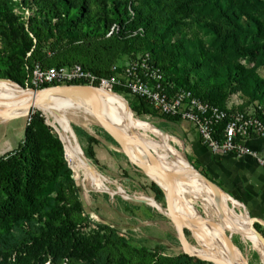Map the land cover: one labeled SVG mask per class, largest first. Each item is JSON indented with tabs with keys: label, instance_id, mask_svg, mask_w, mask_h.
<instances>
[{
	"label": "rangeland",
	"instance_id": "374dc122",
	"mask_svg": "<svg viewBox=\"0 0 264 264\" xmlns=\"http://www.w3.org/2000/svg\"><path fill=\"white\" fill-rule=\"evenodd\" d=\"M68 1L73 6H79L81 2L84 5L83 13L72 30V34L79 37L78 43L84 40L87 41L89 38V41H91V38L95 37L91 34H85V29L81 24L86 22H89L93 29H98L99 36L97 38L106 41L107 26L114 21L112 15L114 7L121 9L125 5L126 12L130 15L131 9L140 10L144 16L149 12L147 4L149 0ZM172 3V0H163L162 16L170 11ZM48 11L61 13L56 0H0V75L7 73L6 76L3 75L5 78H0L1 80H8L17 88L25 89V84L29 81L27 77L29 63L38 54L45 55L47 59H50L48 62L58 66L60 65L59 61L67 62L62 65L71 62L83 64L85 57H88L91 62L86 64H93L95 67L106 69L111 64L122 65L131 53L141 54L148 50L155 55L156 60L163 62L166 57L162 50V41L167 43V47L172 44L176 37L183 40V42L188 41L192 46L198 41L204 49H210L211 36L200 28L193 18H187L181 20L179 28L173 36L164 40L158 36L153 37L152 33L147 32L145 38L141 41H132L131 47L126 45L120 47V43H112L110 46L104 45V48L100 46V50H98L93 44L89 46L86 44V50L81 51L85 55H81L75 49L67 46L64 35L61 33L62 27H56L55 22L49 18ZM252 14L260 16L262 20L264 19V10L252 12ZM207 19L199 18L198 21L202 22ZM7 20L10 22L8 23ZM156 22L157 19L154 20V23ZM132 32H127L126 38L132 37ZM29 40L31 41L30 50L23 53V44ZM248 42V39L237 38L240 47L245 46ZM33 50L35 55L31 53ZM191 50H193V47H190L188 51ZM238 65H243V60H238ZM181 67L185 69L184 76L188 83L194 85L196 91H204L201 89L206 86L209 97L218 104L243 109L252 106L250 104L252 102L248 101L249 91L242 86V82H226L222 76H216L215 79L210 76L204 79L202 77V66L197 71L192 70V66L188 63H181ZM244 67H246V64H244ZM200 84L204 86H200ZM12 92L9 89L0 87L1 98ZM119 96L124 101L120 107L112 106L109 100L100 97L97 98L99 100L97 101L100 105L103 103L102 105L105 107L102 105L97 107L99 109L105 108L111 114L128 122H133L135 125H146L153 131L147 137L154 142H159V139L153 133L161 130L168 137L167 144L183 160L185 159L184 161L193 173L197 177V173L202 174L189 158L182 141L175 136V134H179L181 128L187 126L186 123L165 124L166 120L153 113L151 109L148 110L147 114L137 112V101L134 98L124 94ZM64 104L76 111L72 113L71 118L67 119V123L73 129L71 146L75 148L82 159L86 157L99 175L104 178H100V180L105 188L90 184L87 178L88 170L83 162L79 163V172L75 177L64 144L60 140L63 145L64 160L68 161L65 160L68 167L61 163L57 156V146L50 142V137L53 138L55 134L57 135L52 125L60 130L59 120L55 117L37 108H30L27 112L22 107L17 108L20 109L17 112L0 119V122H3L0 123V148L15 149L22 139L23 130H27V134L31 137L34 135L35 140L37 139L36 141L39 143L40 166L46 171L45 177L47 178L46 181L40 184L41 210L30 217L29 223L22 226L24 233L29 235V241L23 243L15 252L1 251L0 264H11L15 255L22 258L23 264H168L171 258L181 254L182 249L176 228L169 221L171 215L175 218L173 212L164 209L169 218L164 216L151 205V201L157 205L151 194L143 193L138 189V185L150 183L151 178L145 174L147 178L128 163L123 153L133 163V158L137 161L138 159L136 157L131 159L129 157L131 155L123 150L93 119H90L88 124L84 126L79 116V112L82 113L83 108L69 101L64 102ZM34 116L41 120V125L27 126L29 121L26 122V119ZM7 119L10 120L4 122ZM75 129H80L86 135L98 141L97 145H91L94 159L87 156L86 147L88 144L85 138L78 134ZM141 148L146 153L147 148L142 145ZM13 158V153L1 158L0 169H4L6 164L10 165ZM168 159L170 160L169 156ZM151 163L177 184L183 182L178 173L168 171L166 168L161 167L159 163L156 164L153 161ZM65 167L70 171L69 177H67ZM69 179L73 183L69 182ZM118 188L127 195L132 196V201L123 199L117 193ZM186 188L188 193L185 191L178 192L186 196L178 195L179 199L174 197V200L191 227L188 228L182 225L180 220L176 221L175 219V221L180 226L187 227L191 232V236L187 231L185 234L187 242L192 248L187 247L185 250L192 253L189 250L196 251V248L199 249L202 243L197 235L201 232L197 228L195 219L203 222L200 211L204 203L202 201L204 196L199 193L196 197L194 188L190 183ZM220 194L225 196L224 199L227 202L228 209L225 208L223 198L218 199L213 195L210 199L214 204L213 209L217 213L218 225L223 234L229 235L232 243V247L229 246L231 262L233 264H245V262L248 264H264L263 250L258 243L255 245L254 241L251 240V238L255 239L248 227L249 221L247 219L251 218L240 204L227 196L222 190H220ZM83 195L88 198L87 203L83 202ZM183 201L190 207L191 213L183 207ZM156 202L164 206V197ZM217 207H221L220 210ZM257 224L259 225L258 231L253 230L261 236L264 235V224ZM158 244L163 246L161 251L156 247ZM141 247L147 250L142 251L140 250ZM151 249H154V251ZM201 262L210 264L204 261ZM191 264L193 263L191 262Z\"/></svg>",
	"mask_w": 264,
	"mask_h": 264
},
{
	"label": "trees",
	"instance_id": "16d2710c",
	"mask_svg": "<svg viewBox=\"0 0 264 264\" xmlns=\"http://www.w3.org/2000/svg\"><path fill=\"white\" fill-rule=\"evenodd\" d=\"M56 1L61 13L48 11L47 14L55 22L56 27H62L61 33L64 35L67 46L75 49L81 55H85L81 51L86 50V44L88 46L93 44L98 50H100V46L104 48V45L110 46L112 43H120V47H124V45L131 47L132 41H141L145 38L147 32L152 33L153 37L158 36L164 40L175 34L181 20L193 18L194 22L211 36L210 49H204L198 41L192 46L188 41L183 42V40L176 37L172 44L167 47V43L162 41V50L166 57L163 62L156 60L155 55L150 50L141 54L147 53L151 63L163 72L166 79L189 90L195 97L214 106L221 109L225 107L209 97L206 86L201 89L204 91H196L194 85H190L186 80L184 76L185 69L181 67V63H188L194 71L202 66V77L204 79L210 76L212 79H215L216 76H222L226 82H242V86L249 91L248 101L252 102L250 104L259 106L264 110V19L262 20L260 16L252 14V12L264 10V0H172V7L165 16L161 15L163 0H149L147 2L149 12L145 16L137 9H131V15L127 14L125 5L121 9L114 7L112 9V15L114 16L112 23L118 24L120 31L116 35L107 38L106 41H101L100 38H97L99 36L98 29H93L89 22L82 23L81 26L85 29V34H91L95 37L91 38V41H89V38L87 41L84 40L79 43V37L72 34V30L83 13V2L79 6H73L68 0ZM199 18L208 19L200 22L198 21ZM155 19H157L156 23H154ZM7 22L10 21L7 20ZM110 25L107 26V29ZM138 29L141 30L140 34L136 33L132 37L126 38L127 32H135ZM239 37L248 39L249 42L240 47L237 43ZM30 47L31 41L29 40L23 44V53L28 52ZM190 47H193V50L188 51ZM31 53L35 55L34 50ZM137 55L140 54L131 53L127 59L134 58ZM35 56L31 63H37L41 68H59L78 64L83 69L98 76H106L109 67L113 65H109L106 69L95 67L93 64L88 65L86 63L91 61L84 56L86 59L83 64L85 63V65L77 62L62 65L67 62L59 61L60 65L58 66L48 62L50 59H47L45 55L38 54ZM238 60H243V65L239 66ZM31 63H29V67ZM244 64L247 68L244 67ZM3 75L6 76L7 73L1 74V79L5 78ZM198 81L201 83L200 79ZM46 87L42 86V88ZM112 92L118 95H126L124 91L116 88ZM92 97H90L91 103L97 107L94 97ZM132 98L137 101V112L147 114L148 110L151 109L141 99ZM132 108L134 107L132 106ZM238 109L242 110L243 108ZM151 111L154 113L152 109ZM162 118L171 123L177 122L176 119ZM29 125L32 127L39 126L41 120L34 116L29 119L27 126ZM75 130L85 138L88 144L86 147L87 156L94 159L92 146L97 145L98 141L86 135L80 129ZM50 138V142L57 146L59 160L63 165H66L62 142L56 134L55 137ZM36 140L34 135L31 137L27 134V130H23L22 139L15 149L0 156L1 160L6 155L14 154L13 161L9 162L10 165L6 164L4 169H0V252H15L23 243L29 241V235L24 233L22 226L29 223L30 217L42 208V202L39 198L40 184L46 181L47 178L45 177L46 171L40 166L39 143ZM65 172L69 177L70 171L66 167ZM124 175L126 176L125 173ZM126 178L128 179L127 176ZM69 182L73 183L71 179H69ZM138 189L143 193L151 194L155 201H160L164 197L161 190L152 182L147 185H138ZM252 227L255 231L259 229L256 222L252 223ZM262 236L264 237V235ZM156 247L159 251L163 249L161 244L156 245ZM140 250L147 249L141 247ZM151 250L154 251V249ZM191 262L193 264H204L184 254L175 255L168 264H191ZM11 264H23L22 258L15 255Z\"/></svg>",
	"mask_w": 264,
	"mask_h": 264
},
{
	"label": "bare ground",
	"instance_id": "6f19581e",
	"mask_svg": "<svg viewBox=\"0 0 264 264\" xmlns=\"http://www.w3.org/2000/svg\"><path fill=\"white\" fill-rule=\"evenodd\" d=\"M0 87H4L13 91L11 94L6 95L5 97H0V116L4 115L7 111L24 108L28 112L29 108H37L42 112L55 117L59 120L60 130L52 125L53 130L57 133L58 139L61 140L65 147V152L72 164V170L77 177V172H79L78 165L80 162H83L88 170L87 178L90 181V184L97 187L101 186L103 189L105 186L100 180L102 178L97 173H94L90 170L88 162L80 157L76 152L75 148L71 146V137L72 131L69 129L66 124L67 119L71 118L72 113L76 112L70 109L64 104V102L69 101L80 108H83V112H79L81 121L84 123V126L88 124L90 119H93L90 110H94L104 121L113 126L116 130L121 133V136H113L114 139L119 143L120 147L123 150H126L132 157H136L138 161L133 158L135 164L140 165L145 169V174L151 178V180L157 184L162 190L167 191V185L169 184L173 189V195L175 198L179 196H186L179 194V191H185L188 193L186 188L187 185H192L195 191V195L202 193L204 203L201 206L200 215L203 219V222L195 219L197 228L200 230L201 234H197L200 240L202 241L201 247L195 250H189V252L201 254L206 257L218 258L220 259V264H233L229 257V245L223 237V233L218 225L217 213L213 209L214 204L211 202L210 197L215 195L210 191V189L204 185V183L197 177L193 171L188 167L186 162L167 144L168 137L164 133L157 132L156 134L159 142H154L151 138H148L147 135L152 133L150 128L143 125H135L133 122H128L127 120L121 119L113 114H111L107 109H99L103 104H99L97 98H102L109 100L113 93L104 91L96 87L89 86H80L76 91H70L68 89L60 88L57 90V93L51 97L48 96L49 91H31L29 89H20L17 88L10 81H3L0 79ZM94 96V98L92 97ZM119 96V95H118ZM90 97H92L96 103L94 106L91 103ZM96 97V98H95ZM122 98L121 96H119ZM123 99V98H122ZM98 100V101H97ZM35 101V103H34ZM126 103V102H125ZM32 104V105H31ZM69 105V104H68ZM105 107L104 105H102ZM12 119V118H11ZM10 119L5 120L4 122ZM94 120V119H93ZM54 121V120H53ZM95 121V120H94ZM96 122V121H95ZM3 123V122H0ZM83 127V125H82ZM86 129V128H85ZM156 131V130H155ZM73 140V139H72ZM60 141V142H61ZM170 141V140H169ZM175 141V140H174ZM173 144V143H172ZM141 145L145 148L151 150L155 153V157L161 167L166 168L168 171L176 172L182 179V183L177 184L172 179L167 177V182L163 180L160 176L158 169L151 163V159L145 151L141 148ZM168 156L170 160L168 159ZM104 179V178H102ZM98 190V189H97ZM191 190V189H190ZM100 191V190H99ZM193 192V191H192ZM117 193L125 200H131L132 196L127 195L120 188L117 189ZM193 194V195H194ZM189 196V195H188ZM216 198L224 200L225 208L228 209L227 202L224 199V195L220 193L215 195ZM149 200V199H148ZM151 201V200H150ZM175 201V200H174ZM153 207H155L160 213H163L164 216L168 217V213L160 211L159 207L155 205L152 201L150 202ZM183 207L187 212L191 213V209L188 205L182 202ZM236 205V204H235ZM234 205V206H235ZM221 207H217L220 210ZM176 221H182V225L190 228V224L187 221V218L184 216V213L181 211L176 202H174V211H172ZM243 218V217H242ZM243 223V222H242ZM228 227V225H226ZM250 232L253 234L254 238L251 240L254 241V244L261 247L264 252V242L256 235L253 230L250 222L248 224ZM177 235L179 237V231L176 229ZM192 248L191 246H187ZM186 251V250H185ZM187 252V251H186Z\"/></svg>",
	"mask_w": 264,
	"mask_h": 264
},
{
	"label": "built area",
	"instance_id": "2783aa9c",
	"mask_svg": "<svg viewBox=\"0 0 264 264\" xmlns=\"http://www.w3.org/2000/svg\"><path fill=\"white\" fill-rule=\"evenodd\" d=\"M119 31L120 26L112 23L105 38ZM136 33L140 34L141 30H136L132 36ZM27 77L29 81L25 89L31 91L72 85L96 87L110 93L115 88L120 89L127 96L144 101L158 116L188 124L209 152L250 156L258 165L264 166V160L245 144L248 139L264 136V110L261 107L221 109L201 100L166 79L163 72L151 63L147 53L129 58L122 65L110 66L106 76L95 75L78 64L41 68L39 64L31 63Z\"/></svg>",
	"mask_w": 264,
	"mask_h": 264
},
{
	"label": "crops",
	"instance_id": "0c3cea01",
	"mask_svg": "<svg viewBox=\"0 0 264 264\" xmlns=\"http://www.w3.org/2000/svg\"><path fill=\"white\" fill-rule=\"evenodd\" d=\"M112 106L120 107L124 101L116 94L110 99ZM20 109L9 110L0 119ZM166 123H170L166 121ZM175 136L182 141L183 147L197 170L227 196L238 202L249 217L256 223L264 224V166L250 156L235 157L230 154H213L200 144L197 135L187 124ZM246 146L264 160V136L246 141ZM11 150L0 148V156Z\"/></svg>",
	"mask_w": 264,
	"mask_h": 264
},
{
	"label": "water",
	"instance_id": "95a60500",
	"mask_svg": "<svg viewBox=\"0 0 264 264\" xmlns=\"http://www.w3.org/2000/svg\"><path fill=\"white\" fill-rule=\"evenodd\" d=\"M79 87L80 86H74V85H72V86H62V87H52V88L44 89V90H41V91H46V90L49 91L48 92V96L51 97V96L55 95L57 93V90L60 89V88L68 89V90H70V91L73 92V91H76ZM34 103H35V101H34ZM90 113H91L93 119L96 121V123L102 129H104L105 132L108 133L110 135V137H112L113 140L119 145V143L114 139L113 136H121V133L118 130H116L113 126H111L109 123H107L106 121H104L93 109L90 110ZM66 124L68 125L69 129L71 131H73L72 130V127L67 122H66ZM158 131H160L161 133H163L161 130H158ZM146 153L148 154L149 158L154 163H156V164L158 163V161H157V159L155 157V153H153L151 150H148V149H146ZM123 155L126 157L128 163H130L136 170L142 172L145 175V169L143 167H141L140 165H137V164L133 163L124 153H123ZM84 159L88 162V166H89L90 170L92 172L97 173L99 175V173L96 171V169L94 168V166L90 163V161L86 157ZM158 172H159L160 176L163 178V180L167 182L166 175H164V173H162V171L160 169L158 170ZM197 175L200 178V180L204 183V185H206L210 189V191H212L213 194L218 195L220 193V190L212 182H210L204 175L199 174V173H197ZM151 182L153 184H155L153 181H151ZM155 185L161 190V192L164 195V202H165L164 206H162L158 202L154 201L158 205L160 211H164V209H167L170 212L171 211H174V202L175 201H174V195H173V189H172V187L168 184L167 185V191L165 193V191L162 190L157 184H155ZM82 200L85 203L88 202V198L85 195L82 196ZM161 214H163V213H161ZM247 220L250 222V224H251V222H256L253 219H247ZM169 221L171 222V224L173 225V227L176 228V229H178V231H179V237H178V239H179L180 244H181V249H182L181 254H184V255H186L188 257L195 258L197 260L204 261V262H207V263H210V264H220L221 263L220 259H218L216 257L215 258H212V257L203 256L201 254H193V253L186 252L185 249L187 248V246L189 244L187 242V238H186L185 232L187 231L190 236H191V232L187 228H184V227L180 226L175 221V218L173 217V215L170 216ZM256 235L264 242V237H262L258 233H256ZM223 237L226 240V242L228 243V245L230 247H232V243H231V241L229 239V235H227L226 233H224L223 234ZM245 264H248V263L245 262Z\"/></svg>",
	"mask_w": 264,
	"mask_h": 264
}]
</instances>
